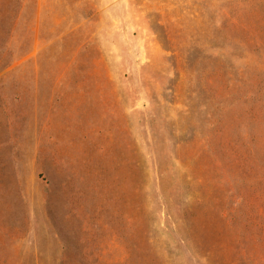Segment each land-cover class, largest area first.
Returning <instances> with one entry per match:
<instances>
[{
	"label": "rangeland",
	"instance_id": "374dc122",
	"mask_svg": "<svg viewBox=\"0 0 264 264\" xmlns=\"http://www.w3.org/2000/svg\"><path fill=\"white\" fill-rule=\"evenodd\" d=\"M0 264H264V0H0Z\"/></svg>",
	"mask_w": 264,
	"mask_h": 264
}]
</instances>
